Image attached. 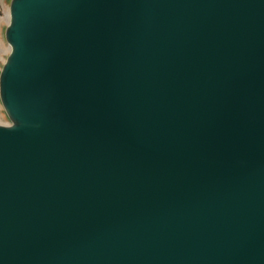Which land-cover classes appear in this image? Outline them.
<instances>
[{
  "label": "water",
  "instance_id": "water-1",
  "mask_svg": "<svg viewBox=\"0 0 264 264\" xmlns=\"http://www.w3.org/2000/svg\"><path fill=\"white\" fill-rule=\"evenodd\" d=\"M0 264H264V0H11Z\"/></svg>",
  "mask_w": 264,
  "mask_h": 264
},
{
  "label": "rangeland",
  "instance_id": "rangeland-1",
  "mask_svg": "<svg viewBox=\"0 0 264 264\" xmlns=\"http://www.w3.org/2000/svg\"><path fill=\"white\" fill-rule=\"evenodd\" d=\"M11 0H0V71L3 67L4 62L6 61L9 53L10 47L5 39V30L9 22V6ZM4 20V21H3ZM3 47V48H2ZM5 50V51H4ZM0 125L9 126L11 122L8 116L5 113V110L0 101Z\"/></svg>",
  "mask_w": 264,
  "mask_h": 264
},
{
  "label": "bare ground",
  "instance_id": "bare-ground-1",
  "mask_svg": "<svg viewBox=\"0 0 264 264\" xmlns=\"http://www.w3.org/2000/svg\"><path fill=\"white\" fill-rule=\"evenodd\" d=\"M4 21V20H3ZM3 48V47H2ZM0 50H1V47H0ZM5 51V50H4ZM1 52V51H0ZM1 59V58H0Z\"/></svg>",
  "mask_w": 264,
  "mask_h": 264
}]
</instances>
